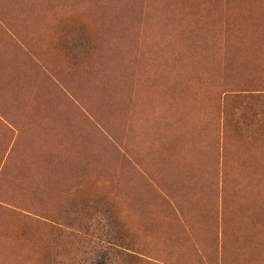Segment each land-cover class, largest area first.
I'll return each instance as SVG.
<instances>
[{
  "label": "trees",
  "instance_id": "obj_1",
  "mask_svg": "<svg viewBox=\"0 0 264 264\" xmlns=\"http://www.w3.org/2000/svg\"><path fill=\"white\" fill-rule=\"evenodd\" d=\"M1 1L6 2L7 0ZM34 1L35 2H33V0H9V5L12 7H8L9 12H11L10 10L16 12L14 14H16L15 17L20 25L27 24L26 22L28 19L32 20L31 23L34 21L36 24H38L37 21L40 23H47L51 20H55V22L60 21L59 24L54 25L55 27L61 26L59 43L63 48L62 50H64L69 58L68 66L70 67V72L74 78L75 76L79 77V102L83 103L86 109L80 106V118L73 116L71 112L76 109V107H72V104H74L73 100L66 96L69 93L66 92L65 89L64 93L66 95L60 93L57 96H53L49 93H37L34 88L37 76L36 66L32 64V68L28 69L27 63L21 58L19 59L16 55L15 57L17 58L12 62H3L4 57L2 56L4 55V52L0 47V52H3L0 53V69L3 74V79L0 80V212L11 211L17 215L23 214L28 218L36 217L39 220L46 222V224L53 230V233L54 231L56 232L53 239L56 247L59 249L69 248V254L65 256L64 264H135L134 261L137 257L132 255H138L139 252L134 250L132 246H128L126 240V224L118 214L119 207L117 204L118 202L120 203V201L118 200L116 193L122 192L125 196L124 186L126 187L127 182L130 180L129 172L127 171L128 163H133V172L139 173L140 166L138 164L141 162V158H138L137 160L133 159L132 162L131 158L128 157V144L126 152L124 149V153H122L118 146L115 147L114 143L108 140L105 131L107 130L114 134L113 130L119 128L116 126L117 124L122 126L121 122L123 120L126 121L128 116L131 118L132 115H129V106L139 107L138 99L140 100V97H137L138 99L137 101L135 100L133 105L131 104L130 99L135 92V87L137 86L136 83L138 81H146L147 86L148 82L150 85L155 83L153 80L148 79L147 75L149 70L154 69L159 72L160 70L162 72H167L168 75H166V73L163 78L169 76L168 79H170L167 81L168 84H173L175 87L179 84L180 86L178 87V90L182 88V84L178 82L173 83L174 80L170 77L168 71L172 68V71H170L173 73L176 70V64L175 62L171 64L172 60H168L165 57L166 55L163 54L164 52L161 47L156 46V44H154V47L152 46L151 53H148L145 47V50L142 51V54H140L135 65L132 67V62L129 59V56L131 55V49L129 46L131 37L135 36L134 25L138 22L144 28L143 32L145 31V34L150 30L152 24L159 32L164 29V27H167V33L171 32L170 37L174 34L175 42L182 43L181 45L184 47L187 46L186 48H188L187 50L189 51L186 52L190 53L195 50H201V46L198 45L202 41L201 39L204 38L203 41H205L208 40L209 37H215L217 35V26L230 28L233 31L226 33V36L231 40V49H236L237 52L241 53L242 58L244 53L249 52L248 55H246V60L250 59L251 63L249 64L257 66L256 68L263 72L264 36L261 35H264L262 32L264 30V0H246L247 3L244 1L245 4L243 0H199L198 2L197 0H189L190 2L184 0V4L183 1L182 3L177 2L178 0H175V3L172 2L174 0H120V2H118L119 0H110V2L109 0H99V2L98 0H90V2L89 0H84L85 4L83 0V3L81 0H71V3L66 0ZM42 1H44L43 4L41 3ZM87 1L88 3H86ZM92 1L93 3L95 2V5L92 4ZM202 1L204 2V5L202 4ZM233 1L236 2L233 3ZM171 2L173 6H176L178 3V6L175 7L176 9L170 5ZM30 3L31 5L32 3L35 5L33 4L30 6ZM97 4L102 8H98L99 11L94 9L97 7ZM234 4L237 6L235 7ZM252 4L253 6H251ZM41 5H43V8ZM104 5L107 6L103 7ZM110 5L113 6L112 12H110L112 7ZM33 6L34 9H32ZM193 6L196 7L193 8ZM204 6L206 10L203 9ZM211 6L215 7L216 10ZM27 7L28 9H26ZM29 7H31V9H29ZM160 7L161 10H159ZM199 7L202 11H200ZM50 8H52V11ZM172 8L174 9L172 10ZM179 8L184 9L181 11ZM70 9H75L79 12V14L74 15L78 24L73 22H63V20L59 18L63 15L61 14L63 10ZM105 9L106 11L104 14L107 12L108 17L110 18L101 14ZM189 9L191 15L186 11ZM210 9H213L212 12ZM219 9L221 10L219 11ZM252 9L254 10L252 11ZM168 10L173 13H170V11L168 13ZM175 10L177 11L174 12ZM96 11L101 12L98 13ZM183 11H185V14ZM204 11L206 12L204 13ZM162 12L164 14H162ZM165 13L169 16L168 18ZM227 13H231L230 17H227L229 16ZM214 14L216 15L214 16ZM233 14L235 15L233 16ZM174 15L180 17L178 18ZM186 15L189 17L187 18ZM192 16L193 18H191ZM213 16L217 19L215 20ZM86 17L89 20H87ZM125 17L127 18L124 19ZM196 17L197 19H194ZM248 18H251L252 20H249ZM79 19H81L80 22L82 24L79 23ZM127 19L128 24L126 22ZM112 21H115L114 24ZM107 23L111 25L109 26L108 24L109 28H105ZM191 23H193L194 26H192ZM156 24H159V26ZM261 24H263L262 27ZM118 25L120 29H117ZM171 25H173V27H171ZM254 25H256V27ZM4 26V20L0 19V27L3 29ZM199 26H206L207 29L204 27V30H202L203 27L200 28ZM196 27H199V29ZM110 30L113 31L111 34ZM124 30H127V32H124ZM240 31H242V34L239 33ZM257 35L258 37L255 39ZM260 36L262 40H260ZM183 37H185V39L191 37V40L187 38L188 43H186L187 39L185 40ZM195 38L196 40H194ZM189 41L191 43H189ZM192 41L194 42V45L192 44ZM120 44H126V47L121 53L117 51L113 54ZM256 45L257 47H255ZM194 48L196 49L194 50ZM254 48L259 49L258 53L260 52L263 58L259 63H256L257 59L252 62ZM23 51L25 52V50ZM60 52L62 51L60 50ZM147 54H149L150 58L146 61ZM176 60L177 59H174V61ZM207 68L208 66L205 67V69ZM143 72L147 75L142 74ZM159 72L157 73L159 74ZM218 72V70H215L212 75H218ZM225 74L229 76H237L233 71ZM159 76H162V74ZM156 78L159 82L158 75H156ZM163 78L158 85H161ZM187 85L188 84H185V86ZM257 92L258 91L233 94V98L238 102V105L233 109L232 117L239 119V123L247 119L254 121L260 120V114L250 109L251 105L258 104L261 102L260 99L264 97L263 94ZM138 95L142 96L143 103L146 102L145 104H149L144 98V93H139L138 91L136 96ZM83 99L84 102H82ZM1 100L5 101V103ZM246 104L247 110L245 109ZM28 105L30 106V111H27ZM63 105L66 106L64 107ZM7 106H15L19 108L20 111L17 114L19 119L32 117V120L36 122L37 131L40 133L39 142L33 144V141L30 140L31 137H29V139L27 138V133L30 134V130H26V132L28 131L27 133L21 129H18L17 132L13 131L11 127L14 126L10 121H12L11 117H13L16 112L14 110L4 109ZM35 111H37V114H34ZM91 113H93V116ZM166 117L174 120L173 115H167ZM226 117L228 119V112H226ZM86 118L92 120V127H88L83 121V119ZM79 119H81V123ZM101 123L103 125H101ZM2 130L5 132V135L2 133ZM15 134L17 135L15 136ZM105 143H112V148H107V144ZM127 143H129V141ZM142 145L143 141L137 137L134 149L137 148L141 150L143 147ZM33 146H37L35 151H33ZM104 148L111 151V157H109ZM219 148L224 149V144L222 145L220 143ZM48 152H54V156L48 154ZM116 153L121 155H117ZM39 155H41V157H38ZM124 161L126 162V165L121 166V172L114 173L117 169H112L111 167L114 164H120V162ZM258 175L259 176L256 177V183H254L256 185L264 182V171ZM134 176L140 177V173L135 174ZM131 183L132 187L130 190L127 188L128 196L131 197V200L134 198L133 201H136L140 186L138 185V181L133 177ZM210 183L211 181H208V188ZM200 187L203 189L205 185L201 184ZM251 187L252 186L248 189L250 193H245L242 200L246 198V203L244 202L243 205H246V209L249 211L252 210V214L250 217H247L246 222L235 221L237 228L232 225L231 221L234 219L235 215L231 214V216L228 217L229 204L232 206L229 213L241 208L236 200L232 199V202H228L227 199L226 205L223 206L222 211L219 204L216 205L213 203L214 212L216 208L215 213L220 219L216 221L214 224L215 229L212 230V241L214 246H212L211 253L207 257L205 255L202 256L203 264H230L227 256L230 252H235L236 255V251L239 248L238 240L243 242L246 246V249L249 251V257L251 256L254 262L255 259L261 257L264 258L262 255L264 249H260V246H263L264 244V198L262 202L257 200V203L259 204L250 208L255 201L253 197L254 195L251 193ZM205 192H207V189ZM260 192L264 196L263 186ZM212 195L213 199L215 197L218 198L219 192ZM22 203L25 205V208L21 206L23 205ZM196 208H198V206L195 207V210ZM2 224L3 220L2 223L0 222V234L4 233ZM243 229H246V231L241 237L240 233ZM257 235H259V237L263 236L262 239H258ZM46 239L48 241V238ZM253 239H255V241ZM51 244H54L53 241ZM255 246H257V248ZM10 247L0 244V253L5 255L6 253H9L7 256L4 255L5 258H7L5 259L7 263L3 262L0 264H16V261L20 260V254L28 258L29 264H43L41 259L43 250L41 251L37 247L32 248L29 245L24 246L18 243L15 247L19 249V252L13 257L12 255L15 254L13 252L16 249L12 250ZM7 249L8 252L3 253L4 251H7ZM9 249L12 252L9 251ZM229 258L232 260L234 257L230 256ZM9 259L11 261H9ZM172 259V262L169 264L174 263V256H172ZM53 264H61V262L54 261Z\"/></svg>",
  "mask_w": 264,
  "mask_h": 264
},
{
  "label": "rangeland",
  "instance_id": "obj_2",
  "mask_svg": "<svg viewBox=\"0 0 264 264\" xmlns=\"http://www.w3.org/2000/svg\"><path fill=\"white\" fill-rule=\"evenodd\" d=\"M8 7L12 8L9 5V0L6 2L0 0V19H3L5 24L3 29L0 27V47L4 52L0 53L4 54L2 56L4 57L3 62H12L18 57L27 63L28 69H31L32 64H34L37 72L34 84L35 91L57 96L60 93L64 95L65 89L69 93L65 95L73 100L74 104H72V107H76L71 113L73 116L80 118L79 107L86 108L83 103L79 102V77L75 76L74 78L70 72V67L68 66L69 58L59 43L61 26L55 27L54 25L59 24L60 21L55 22V20H52L47 23L37 21L38 24H36L34 21L31 23L32 20L28 19L30 20L26 22L28 25H20L15 17L16 14H14L16 12L12 10L9 12ZM61 14L63 15L59 18L63 22L78 24L77 19L74 18V15L79 14L77 10H63ZM86 19L89 20L87 17ZM80 21L81 19H79V23H81ZM134 27L135 36L131 37L129 46L131 49L129 59L132 62V67L140 54H142V51L145 50V47L146 51L151 53L152 46L154 47V44H156V46L161 47L163 54L166 55L165 57L168 60H172L171 64L173 62L175 64L176 62L177 64L179 63L173 73L171 71L168 72L171 73L170 77L174 81L182 84V88L176 90L180 86L179 84L175 87L173 84L167 85V82L165 83L168 78L163 77H165L164 74L167 72L163 73L160 70L159 74H154L157 70H149L153 74L151 75L148 71L150 74L147 75L148 79L150 78L149 80H153L155 83L150 85L148 82L147 86L143 80L144 83L138 81L135 92L130 99L133 105L135 100L137 101V97H140V100L138 99L139 107L129 106L131 118L128 116L126 121L123 120L121 122L122 126L117 124L116 126L119 127V130H113L114 134L107 130L105 131L108 140L113 142L115 147L118 146L122 153H124V149L126 152L128 144V157L131 158L132 162L133 159L137 160L138 158H141L142 162V170L141 162L138 164L140 166V177L134 176L139 173L133 172V163H128L127 171L129 172L130 180L127 182V186H124L125 196L122 192L116 193L120 201L117 204L119 207L118 214L126 224L128 246H132L134 250L139 252L138 255L131 254L137 257L134 261L135 264H169L173 260L172 256H174L173 264H203L202 256L205 255L207 257L211 253L212 246H214L212 230L215 229L214 224L216 221L220 219L215 213L216 208L214 212V204H219L222 211L227 199L228 202H232V199L236 200L241 208L229 213L232 207L229 204L228 217L231 214L235 215L231 221L232 225L237 228L235 221L246 222L247 217L252 214V210L249 211L246 209V205H243L244 202L246 203V198L242 200L245 193H250L248 190L250 186H252L251 193L255 199L250 208L259 204L257 200L262 202L264 198L260 192L262 186L264 187V182L259 183L260 185L254 184L256 183V177L259 176L258 174L264 171V97L260 99L261 102L250 107L251 110L260 114L259 121L247 119L239 123V119L232 117V111L238 105V102L233 98L234 93L258 91L257 93L264 95V71L262 72L256 68L257 66L249 64L251 60H246V55L249 52L244 53L242 58L241 53L237 52L236 49H231V40L226 36V33L233 31L230 28L217 26V35L215 37H209L208 40H205V45L202 43L203 47L201 46V50L189 53L186 52L188 48L175 42L174 34L170 37L171 32L167 33V27H164L159 32L151 25L146 36L143 35L144 32L142 30L144 28L138 22H136ZM125 47L126 44H120L113 54L117 51L121 53ZM182 47L186 49L183 48V50ZM206 48L207 50H205ZM252 55V62L256 59V63L263 60L261 53H258L256 48L253 49ZM149 58V54H147L146 61ZM172 58L179 59L174 61ZM206 66H208L207 69H205ZM210 67L213 71L218 70V75H212L213 72ZM232 71L237 76L225 74ZM1 72L0 69V80L3 79ZM176 73L179 75H176ZM160 74L162 76H159ZM156 75H158L159 82ZM162 78L161 86L158 83H160ZM185 84L188 85L185 86ZM157 86L158 90H156ZM171 86L173 87L171 88ZM162 88L163 90H160ZM173 88L175 89L173 90ZM165 90L166 94H164ZM138 91L140 93L146 92L144 93L145 99L149 104L151 103V106L142 103L141 95L136 96ZM167 93L168 96H166ZM172 94L176 95L173 96ZM157 95L159 98H156ZM84 99L82 102H84ZM168 99L173 104H169ZM163 100L165 101L162 102ZM1 101L5 103V101ZM173 105L174 107H172ZM15 106L4 108L16 112L11 117L12 121L10 122L14 126L11 128L14 132H17L18 129L24 132L30 130V134L27 133L28 131L26 132L27 138L31 137L30 140L33 141V144L39 142L40 133L37 131L36 122L32 120V117L19 119L17 114L20 110ZM63 106L65 107L66 105ZM141 108L142 110L139 111ZM245 109L247 110V104ZM27 111H30L29 105L27 106ZM226 112H228V119ZM34 114H37V111ZM138 114L140 117H138ZM91 115L93 116V113ZM141 115L145 117L143 118ZM167 115H173L174 120L166 117ZM134 118L136 119L135 121ZM79 121L81 123V119ZM83 121L88 127H92L93 122L90 118L83 119ZM134 123H136L135 126ZM156 123L159 124L157 125ZM151 124L154 125V131H152L153 125ZM101 125L103 124L101 123ZM147 127L148 133L146 132ZM142 131L146 133L143 134ZM151 131L157 135L153 133V136ZM2 133L5 135L3 130ZM147 134L151 135L148 136ZM172 134L173 137H171ZM144 135L146 137L152 136L150 137L151 139L148 138L151 142L148 139L146 140ZM137 137L143 141L141 150L134 149ZM127 140L129 143H127ZM182 140L183 142H181ZM157 141H159L158 144ZM162 143H165V145ZM220 143L224 144V149L219 148ZM105 144H107V148H112V143ZM172 144L174 145L172 146ZM156 145L161 151L157 150ZM161 147L162 149L164 148L163 151ZM36 149L37 146H33V151ZM108 150L106 149L105 151L111 157V151ZM162 152H164L163 156L161 155ZM48 154L54 156V152H48ZM38 157H41V155ZM176 161L178 162L176 163ZM125 163L124 161L120 162V164H114L111 168L117 169L114 173H120L121 166L126 165ZM132 177L138 181L140 186L136 201H133L134 198L131 200L127 192V188L130 190L132 187ZM208 181H211L209 188L207 187ZM201 184L205 185L203 189L200 187ZM206 189L207 192H205ZM217 192H219L218 198L215 197L213 199L212 194ZM23 205L21 206L25 208V205ZM196 206L198 208L195 210ZM2 220L4 233L0 234V244L12 245L13 249H16L14 251L15 255L19 252L15 245L19 243L43 250L41 258L43 264H53L54 261H60L61 264H64L65 256L69 254V248L59 249L56 247L53 240L56 232L54 231L53 233V230L46 222L36 217L28 218L23 214L17 215L11 211L0 212L1 223ZM245 231L246 229L241 231V237L242 234H245ZM46 238H48V241ZM52 241L54 244H51ZM238 242L239 248L236 251V255L235 252H230L227 256L228 262L230 264H253L254 260L251 256L249 257V251L246 246L240 240ZM263 248L264 245L260 246V249ZM230 256L234 258L230 260ZM258 263L264 264V258L255 259L254 264ZM16 264H29V260L20 254V260H17Z\"/></svg>",
  "mask_w": 264,
  "mask_h": 264
},
{
  "label": "bare ground",
  "instance_id": "obj_3",
  "mask_svg": "<svg viewBox=\"0 0 264 264\" xmlns=\"http://www.w3.org/2000/svg\"><path fill=\"white\" fill-rule=\"evenodd\" d=\"M31 1H32V0H31ZM60 1H62V0H60ZM66 1H70V3H71V0H66ZM73 1H74V0H73ZM77 1H79V0H77ZM77 1H76V2H77ZM85 1H86V0H85ZM85 1L83 0L84 4H85ZM94 1H96V0H94ZM101 1H102V0H101ZM101 1H100V2H101ZM170 1H171V0H170ZM182 1H183V4H184V0H181V1L178 0L177 2L182 3ZM188 1H189V0H188ZM193 1H194V0H193ZM198 1H199V0H197V2H198ZM205 1H206V0H205ZM240 1H241V0H240ZM244 1L246 2V0H243V2H244ZM25 2H26V1H25ZM33 2H35V1L33 0ZM43 2H44V1H42L41 3L43 4ZM45 2H46V1H45ZM81 2H82V0H81ZM83 2H82V3H83ZM89 2H90V0H89ZM98 2H99V0H98ZM109 2H110V0H109ZM113 2H114V1H113ZM118 2H120V0H119ZM121 2H122V1H121ZM172 2L175 3L176 1L174 0V1H172ZM172 2H171L170 5H172ZM189 2H190V1H189ZM191 2H192V1H191ZM200 2H201V1H200ZM202 2H203V1H202ZM210 2H211V1H210ZM229 2H230V1H229ZM235 2H236V1H235ZM235 2L233 1V3H235ZM245 2H244V4H245ZM50 3H51V2H50ZM65 3H66V2H65ZM86 3H88V1H87ZM96 3H97V2H96ZM103 3H104V2H103ZM161 3H162V2H161ZM161 3H160V4H161ZM167 3H168V1H167ZM180 3H179V5L181 6ZM186 3H187V2H186ZM213 3H214V2H213ZM240 3H241V2H240ZM246 3H247V2H246ZM33 4H34V3H32V5H33ZM73 4H74V2H73ZM92 4L95 5V2L93 3V1H92ZM105 4H106V3H105ZM112 4H113V3H112ZM115 4H116V3H115ZM119 4H120V3H119ZM119 4H118V5H119ZM129 4H130V3H129ZM129 4H128V6H129ZM132 4H133V3H132ZM138 4H139V3H138ZM160 4H157V5H160ZM165 4H166V3H165ZM190 4H191V3H190ZM194 4H195V2H194ZM200 4H201V3H200ZM200 4H199V5H200ZM202 4L204 5V2H203ZM218 4H220V3H218ZM228 4H229V3H228ZM32 5H31V3H30V6H32ZM34 5H35V4H34ZM38 5H39V4H38ZM38 5H37V6H38ZM44 5H46V4H44ZM47 5H48V4H47ZM94 5H93V6H94ZM161 5H162V4H161ZM168 5H169V4H168ZM170 5H169V6H170ZM185 5H186V4H185ZM188 5H189V4H188ZM188 5H187V6H188ZM208 5H209V4H208ZM211 5H212V4H211ZM220 5H221V4H220ZM234 5H235V7L237 6L236 4H234ZM248 5H249V4H248ZM248 5H247V6H248ZM41 6H42V8H43V5H41ZM41 6H40V7H41ZM49 6H50V5H49ZM78 6H79V5H78ZM98 6H99V7H98ZM101 6H102V5H101ZM105 6H107V5H104L103 7H105ZM110 6H112V5H110ZM134 6H135V5H134ZM134 6H133V7H134ZM139 6H140V5H139ZM163 6H164V5H163ZM163 6H162V9H163ZM165 6H167V5H165ZM176 6H178V3L176 4ZM176 6H173V5H172V7H174V8H175ZM214 6H215V5H214ZM230 6H231V4H230ZM251 6H253V4H252ZM51 7H52V6H51ZM95 7H96V6H95ZM125 7H126V6H125ZM130 7H131V6H130ZM182 7H183V6H182ZM195 7H196V6H193V8H195ZM201 7H202V5H201ZM207 7H208V6H207ZM211 7H212V6H211ZM216 7H217V6H216ZM218 7H219V5H218ZM221 7H222V6H221ZM228 7H229V6H228ZM228 7H227V8H228ZM231 7H232V6H231ZM235 7H234V8H235ZM24 8H25V7H24ZM35 8H36V7H35ZM52 8H53V7H52ZM52 8H50L51 11H52ZM98 8L100 9L101 7H100V5L97 4V7L94 8V9H95V10H98ZM107 8H109V7H107ZM112 8H113V6L111 7L110 12L113 11ZM158 8H159V7H158ZM168 8H170V7H168ZM174 8H172V10H173ZM193 8H192V9H193ZM212 8H215V7H212ZM229 8H230V7H229ZM26 9H28V7H27ZM29 9H31V7H29ZM32 9H34V6H33ZM45 9H46V8H45ZM101 9H102V8H101ZM128 9H129V8H128ZM131 9H132V8H131ZM164 9H166V8H164ZM175 9H176V8H175ZM179 9H181V11H182V9H184V8H179ZM199 9H200V7H199ZM203 9L206 10L205 6L203 7ZM248 9H249V7H248ZM159 10H161V7H160ZM177 10H178V9H177ZM177 10H175L174 12H176ZM212 10H213V9H212ZM212 10L210 9L211 12H212ZM215 10H216V8H215ZM220 10H221V9H219V11H220ZM224 10H225V9H224ZM227 10H228V9H227ZM250 10H251V9H250ZM253 10H254V9H252V11H253ZM45 11H46V10H45ZM47 11H48V10H47ZM98 11H99V10H98ZM98 11H96V12H98ZM101 11H102V10H101ZM101 11H100V12H101ZM103 11L105 12L106 9L103 10ZM108 11H109V10H108ZM130 11H132V10H130ZM136 11H137V10H136ZM165 11H166V10H165ZM165 11H164V12H165ZM169 11H170V10H168V13H169ZM186 11H188V12L190 13V15H191L190 9H189V10H186ZM197 11H198V10H197ZM197 11H196V12H197ZM200 11H202V10L200 9ZM229 11H230V9H229ZM229 11H228V12H229ZM234 11H235V10H234ZM257 11H258V9H257ZM57 12H58V11H57ZM57 12H56V13H57ZM93 12H94V11H93ZM100 12H98V13H100ZM104 12H101V14H104ZM114 12H115V11H114ZM137 12H138V11H137ZM183 12H184V14H185V11H183ZM183 12H182V13H183ZM188 12H186V13H188ZM205 12H206V11H204V13H205ZM207 12H208V11H207ZM215 12H218V11H215ZM215 12H213V13H215ZM250 12H251V11H250ZM48 13H49V11H48ZM53 13H54V12H53ZM160 13H161V12H160ZM170 13H173V12L170 11ZM224 13H225V12H224ZM263 13H264V12H263ZM263 13H262V14H263ZM96 14H97V13H96ZM96 14H94V15H96ZM110 14H111V13H110ZM120 14H121V13H120ZM135 14H136V13H135ZM135 14H134V15H135ZM162 14H164V13L162 12ZM177 14L179 15L178 12H177ZM202 14H203V13H202ZM208 14H209V13H208ZM210 14H212V13H210ZM218 14H220V13H218ZM221 14H222V12H221ZM228 14H229V13H227V15H228ZM230 14H231V13H230ZM230 14H229V16H227V17H230ZM236 14H237V13H236ZM98 15H100V14H98ZM104 15L108 17L107 12H106ZM165 15H166V13H165ZM168 15H169V14H168ZM180 15H181V13H180ZM192 15H193V14H192ZM215 15H216V14H214V16H215ZM234 15H235V14H233V16H234ZM34 16H35V15H34ZM110 16H111V15H110ZM120 16H122V15H120ZM120 16H119V17H120ZM166 16H167V15H166ZM166 16H165V17H166ZM174 16H177V15H174ZM186 16H187V18L189 17L188 15H186ZM214 16H213V17H214ZM219 16H220V15H219ZM233 16H232V17H233ZM256 16H257V15H256ZM258 16H259V14H258ZM263 16H264V15H263ZM35 17H36V16H35ZM35 17H34V18H35ZM48 17H49V14H48ZM51 17H52V15H51ZM119 17H117V18H119ZM130 17H131V16H130ZM162 17H163V16H162ZM168 17H169V16H167V18H168ZM177 17L179 18L180 16H177ZM177 17H175V18H177ZM204 17H205V16H204ZM209 17H212V16H209ZM209 17H208V18H209ZM53 18H54V17H53ZM95 18H97V17H95ZM98 18H99V17H98ZM103 18H106V17H103ZM108 18H110V17H108ZM126 18H127V17H125L124 19H126ZM132 18H133V17H132ZM135 18H136V17H135ZM157 18H158V17H157ZM159 18H161V17H159ZM171 18H173V17H171ZM187 18H186V19H187ZM191 18H193V16H192ZM214 18H215V17H214ZM224 18H225V16H224ZM259 18H260V16H259ZM99 19H100V18H99ZM182 19H183V18H182ZM194 19H197V17L194 18ZM206 19H207V17H206ZM216 19H217V18H215V20H216ZM218 19H220V18H218ZM248 19H249V18H248ZM250 19H251V18H250ZM250 19H249V20H250ZM100 20H101V19H100ZM133 20H134V19H133ZM161 20H162V19H161ZM166 20H167V19H166ZM166 20H165V21H166ZM210 20H211V19H210ZM249 20H248V21H249ZM251 20H252V19H251ZM257 20H258V19H257ZM51 21H52V20H51ZM105 21H106V19H105ZM124 21H125V20H124ZM127 21H128V19L126 20V22H127ZM165 21H164V22H165ZM173 21H174V19H173ZM178 21H179V19H178ZM188 21H189V20H188ZM218 21H219V20H218ZM224 21H225V20H224ZM228 21H229V20H228ZM112 22H113V24H114L115 21H112ZM174 22H175V21H174ZM190 22H191V21H190ZM190 22H189V23H190ZM192 22H193V20H192ZM201 22H202V20H201ZM207 22H208V21H207ZM103 23H104V21H103ZM116 23H117V22H116ZM116 23H115V24H116ZM160 23H161V22H160ZM178 23H179V22H178ZM178 23H177V25H178ZM186 23H187V22H186ZM197 23H198V22H197ZM199 23H200V21H199ZM255 23H259V22H255ZM108 24H109V23H107V25H106L105 28L108 27ZM123 24H124V22H123ZM127 24H128V22H127ZM127 24H126V26H127ZM130 24H131V23H130ZM172 24H173V23H172ZM191 24H192V26H194L193 23H191ZM195 24H196V21H195ZM202 24H203V23H202ZM202 24H201V25H202ZM248 24H249V22H248ZM263 24H264V23H263ZM263 24H261V27H262ZM104 25H105V24H104ZM116 25H117V24H116ZM116 25H115V26H116ZM119 25H120V24H119ZM119 25H118V28H117V29H120ZM121 25H122V22H121ZM146 25H147V23H146ZM156 25L159 26V24H156ZM156 25H155V26H156ZM169 25H170V23H169ZM188 25H189V24H188ZM188 25H187V26H188ZM205 25H206V24H205ZM241 25H242V24H241ZM258 25H260V24H258ZM109 26H111V25L109 24ZM131 26H132V25H131ZM134 26H135V25H134ZM152 26H153V24H152ZM179 26H180V25H179ZM184 26H185V23H184ZM192 26H191V27H192ZM238 26H239V25H238ZM251 26H252V25H251ZM254 26L256 27V25H254ZM102 27H103V25H102ZM171 27H173V25H171ZM191 27H190V28H191ZM199 27H200V26H199ZM199 27H198V28L196 27V28L199 29ZM201 27H203V26H201ZM201 27H200V28H201ZM204 27L206 28V26H204ZM204 27H203L202 30H204ZM257 27H259V26H257ZM261 27H260V28H261ZM263 27H264V26H263ZM108 28H109V27H108ZM112 28H114V27H112ZM127 28H128V27H127ZM148 28H149V26H148ZM154 28H155V27H154ZM180 28H181V26H180ZM207 28H208V25H207ZM207 28H206V29H207ZM250 28H251V27H250ZM158 29H159V27H158ZM178 29H179V28H178ZM178 29H177V30H178ZM255 29H256V28H255ZM114 30H115V29H114ZM121 30H122V28H121ZM156 30H157V29H156ZM209 30H211V29H209ZM238 30H239V29H238ZM241 30H243V29H241ZM104 31H105V30H104ZM107 31H108V29H107ZM115 31H117V30H115ZM142 31H143V30H142ZM148 31H149V30H148ZM191 31H192V30H191ZM199 31H201V30H199ZM206 31H207V30H206ZM254 31H256V30H254ZM111 32H113V31L110 30V34H111ZM117 32H118V31H117ZM119 32H122V31H119ZM124 32H127V30H126V31L124 30ZM144 32H145V31H144ZM146 32H147V31H146ZM181 32H182V31H181ZM185 32H186V31H185ZM201 32H202V31H201ZM241 32H242V31H240L239 33H241ZM262 32L264 33V30H263ZM108 33H109V32H108ZM108 33H107V34H108ZM182 33H183V32H182ZM197 33H198V32H197ZM113 34H115V33H113ZM116 34H117V33H116ZM131 34H132V33H131ZM184 34H186V33H184ZM192 34H193V33H192ZM195 34H196V33H195ZM205 34H206V32H205ZM205 34H204V35H205ZM235 34H236V33H235ZM241 34H242V33H241ZM246 34H247V32H246ZM254 34H255V33H254ZM143 35L146 36L145 33H144ZM148 35H149V33H148ZM196 35H197V34H196ZM202 35H203V34H202ZM249 35H250V31H249ZM259 35H261V34H259ZM191 36H193V35H191ZM200 36H201V34H200ZM234 36H235V35H234ZM238 36H239V35H238ZM238 36H237V37H238ZM243 36H244V35H243ZM261 36H264V35H261ZM261 36H260V38H261ZM185 37H186V36H185ZM185 37H183V38L185 39ZM198 37H199V36H198ZM198 37H196V38H198ZM203 37H204V36H203ZM248 37H249V36H248ZM248 37H247V38H248ZM251 37H252V35H251ZM257 37H258V35L256 36L255 39H257ZM178 38H179V37H178ZM183 38H182V39H183ZM187 38H189V37H187ZM187 38H186V39H187ZM190 38H191V37H190ZM190 38H189V39H190ZM192 38H193V37H192ZM196 38H195L194 40H196ZM200 38H201V37H200ZM260 38H259V39H260ZM186 39H185V40H186ZM203 39H204V38H203ZM203 39H201V40L203 41ZM263 39H264V38H263ZM190 40H191V39H190ZM198 40H200V39H198ZM260 40H262V38H261ZM202 41L200 42V44L202 43ZM246 41H247V40H246ZM263 41H264V40H263ZM183 43H184V41H183ZM186 43H188V39H187V42H186ZM189 43H191V42L189 41ZM193 43H194V42L192 41V44H193ZM204 43H205V42L203 41V44H204ZM177 44H178V43H177ZM181 44H182V43H181ZM200 44H198V45H199V46H202V44H201V45H200ZM207 44H208V43H207ZM190 45H191V44H190ZM193 45H194V44H193ZM204 45H205V44H204ZM180 46H181V45H180ZM199 46H197V47H199ZM237 46H238V45H237ZM186 47H187V46H186ZM202 47H203V46H202ZM243 47H244V46H243ZM255 47H257V45H256ZM179 48H181V47H179ZM183 48H184V47H182V49H183ZM190 48H192V47H190ZM239 48H240V47H239ZM259 48H262V47H259ZM184 49H186V48H184ZM184 49H183V50H184ZM195 49H196V48H194V50H195ZM198 49H199V48H198ZM250 49H251V48H250ZM256 49H257V48H256ZM178 50H179V49H178ZM205 50H207V48H206ZM257 50H259V49H257ZM260 50H261V49H260ZM186 51H189V50H186ZM195 51H196V50H195ZM202 51H204V50H202ZM244 51H245V50H244ZM196 52H197V51H196ZM256 52H257V51H256ZM263 52H264V51H263ZM189 53H190V52H189ZM202 53H203V52H202ZM207 53H208V52H207ZM236 53H237V52H236ZM255 54H256V53H255ZM235 55H236V54H235ZM175 56H176V55H175ZM201 56H202V55H201ZM203 56H204V55H203ZM230 56H231V55H230ZM232 57H233V55H232ZM234 57H236V56H234ZM179 58H180V57H179ZM179 58H177V59H179ZM237 58H238V57H237ZM180 60H181V59H180ZM176 61H177V60H176ZM236 61H237V60H236ZM170 62H171V61H170ZM180 62H181V61H180ZM183 62H184V61H183ZM172 64H173V63H172ZM178 64H179V63H178ZM178 64H177V62H176V65H178ZM183 64H184V63H183ZM232 64H233V63H232ZM232 64H231V65H232ZM240 64H241V63H240ZM240 64H239V65H240ZM165 65H166V63H165ZM165 65H164V66H165ZM169 65H170V63H169ZM233 65H234V64H233ZM165 67H166V66H165ZM175 67H176V66H175ZM231 67H232V66H231ZM161 68H162V67H161ZM161 68H160V69H161ZM167 68H169V67H167ZM237 68H238V67H237ZM237 68H236V69H237ZM246 68H247V67H246ZM210 69H212V68L210 67ZM210 69H209V70H210ZM232 69L234 70V68H232ZM251 69H252V68H251ZM170 70L172 71V68H170ZM170 70H169V71H170ZM167 71H168V69H167ZM177 71H178V70H177ZM234 71H235V70H234ZM146 72H147V71H146ZM157 72H158V71H157ZM157 72H154V74H157ZM186 72H187V70H186ZM212 72H215V71H213V69H212ZM159 73H160V72H159ZM163 73H164V72H163ZM180 73H181V72H180ZM142 74H144V72H143ZM145 74H146V73H145ZM145 74H144V75H145ZM150 74H151V72H150ZM150 74L148 73V75H150ZM152 74H153V73H152ZM152 74H151V75H152ZM169 74H171V73H169ZM177 74H178V73H176V75H177ZM181 74H182V73H181ZM146 75H147V74H146ZM166 75H168V73H167ZM173 75H174V74H173ZM176 75H175V76H176ZM178 75H179V74H178ZM164 76H165V74H164ZM130 77H131V76H130ZM168 77H169V76H168ZM168 77H167V78H168ZM180 77H181V76H180ZM145 79H147V78H145ZM149 79H150V78H149ZM169 79H170V78H169ZM169 79H168V80H169ZM168 80H166L165 83H166ZM142 82H143V81H142ZM144 82H145V85H147L146 81H144ZM144 82H143V83H144ZM175 82H176V81H174L173 83H175ZM177 82H178V81H177ZM177 82H176V83H177ZM178 83H179V82H178ZM145 85H144V86H145ZM164 85H165V84H164ZM167 85H168V82H167ZM176 85H177V84H176ZM144 86H143V87H144ZM161 86H162V85H161ZM174 86H175V85H174ZM140 87H141V86H140ZM172 87H173V86H171V88H172ZM156 88H157L156 90H158V86H157ZM163 88H164V87H163ZM163 88L160 89V90H163ZM169 88H170V87H169ZM171 88H170V89H171ZM184 88H185V86H184ZM143 89L145 90V88H143ZM165 89H166V86H165ZM170 89H169V91H170ZM174 89H175V88H173V90H174ZM140 90H142V89H140ZM173 90H172V92H173ZM176 90H178V88H177ZM157 92H158V91H157ZM174 92H175V91H174ZM177 92H178V91H177ZM139 93H140V91H139ZM144 93H146V92H144ZM160 93H162V92H160ZM160 93H159V94H160ZM163 93H164V92H163ZM168 93H169V92H168ZM168 93H167L166 96H168ZM164 94H166V90H165V93H164ZM153 95H154V94H153ZM172 95H173V94H172ZM172 95H171V96H172ZM174 95H176V94H174ZM174 95H173V96H174ZM141 97H142V96H141ZM149 97H150V96H149ZM151 97H152V95H151ZM161 97H162V96H161ZM144 98H146V97H144ZM153 98H154V97H153ZM156 98H159V96L157 95ZM183 98H184V97H183ZM162 99H164V98L162 97ZM165 99H166V97H165ZM188 99H189V98H188ZM151 100H152V99H151ZM159 100H161V99H159ZM168 100H169V99H168ZM171 100H172V97H171ZM185 100H186V99H185ZM144 101H145V99H144ZM155 101H157V100H155ZM164 101H165V100H163L162 102H164ZM173 101H174V100H173ZM176 101H177V99H176ZM149 102H150V99H149ZM169 102H170L169 104H173L172 101L169 100ZM171 102H172V103H171ZM181 102H182V101H181ZM142 103H143V101H142ZM145 103H146V102H145ZM156 103H157V102H156ZM167 103H168V102H167ZM176 103H177V102H176ZM179 103H180V102H179ZM150 104H151V103H150ZM150 104H149V105H150ZM157 104H158V103H157ZM169 104H168V105H169ZM165 105H167V104H165ZM168 105H167V106H168ZM150 106H151V105H150ZM162 106H163V105H162ZM167 106H166V107H167ZM176 106H177V105H176ZM176 106H175V107H176ZM182 106H183V105H182ZM140 107H141V106H140ZM169 107H170V106H169ZM172 107H174V105H173ZM145 108H146V107H145ZM158 108H159V107H158ZM182 109H184V108H182ZM141 110H142V108H141L139 111H141ZM144 110L146 111V109H144ZM144 110H143V112H144ZM163 110H164V109H163ZM163 110H162V112H164ZM167 111H168V110H167ZM170 111H171V110H170ZM180 111H181V109H180ZM186 111H187V110H186ZM181 112H182V111H181ZM138 113H139V112H138ZM173 113H174V112H173ZM182 113H183V112H182ZM140 114H141V113H140ZM142 114H143V113H142ZM144 114H145V112H144ZM162 114H163V113H162ZM165 114H166V113H165ZM178 114H179V113H178ZM180 114H181V113H180ZM141 116H142L143 118L145 117V116H143V115H141ZM161 116H162V115H161ZM134 117H135V116H134ZM138 117H140L139 114H138ZM135 118H136V117H135ZM135 118H134V121L136 120ZM137 119H138V118H137ZM140 119H141V118H140ZM140 119H139V120H140ZM158 119H159V117H158ZM139 120H138V121H139ZM161 120H162V119H161ZM138 121H136V122H138ZM141 121L143 122L142 119H141ZM153 121H154V120H153ZM138 123H139V122H138ZM162 123H163V121H162ZM168 123H170V122H168ZM172 123H173V122H172ZM172 123H171V124H172ZM135 124H136V123H134V126H135ZM139 124H140V123H139ZM139 124H137V125H139ZM153 124H154V123H153ZM153 124H151V125H153ZM156 124H157V123H156ZM158 124H159V123H158ZM158 124H157V125H158ZM163 124H164V123H163ZM137 125H136V126H137ZM140 125H141V124H140ZM140 125H139V126H140ZM141 126H142V125H141ZM155 126H156V125H155ZM165 126H166V125H165ZM168 126H169V125H168ZM173 127H174V126H173ZM173 127H172V128H173ZM141 128L143 129V127H141ZM153 128H154V125H153V127H152V131H154ZM168 128H169V127H168ZM142 129H141V130H142ZM173 129H174V128H173ZM143 130H144V129H143ZM167 130H168V129H167ZM148 131H149V130H148V127H147V131H146V132L148 133ZM152 131H151V133H152ZM162 131H163V129H162ZM168 131H169V130H168ZM173 131H174V130H173ZM173 131H172V132H173ZM146 132H145V133H146ZM156 132H157V131H156ZM142 133H143V131H142ZM145 133H143V134H145ZM153 133L156 134L155 132H153ZM153 133H152V134H153ZM161 133H162V132H161ZM180 133H181V132H180ZM154 134H153V136H154ZM162 134H163V133H162ZM182 134H186V133H182ZM147 135L149 136V135H151V134H147ZM156 135H157V134H156ZM159 135H160V134H159ZM176 135H177V134H176ZM179 135H181V134H179ZM144 136L146 137V135H144ZM144 136H143V137H144ZM148 136L146 137V140H147L148 138L152 137V136H150V137H148ZM145 137H144V138H145ZM159 137H160V136H159ZM171 137H173V134L171 135ZM181 137H182V136H181ZM184 137H185V136H184ZM153 138H154V137H153ZM161 138H162V136H161ZM174 138H175V137H174ZM174 138H173V139H174ZM150 139H151V138H150ZM150 139H148L149 142H151ZM165 139H166V138H165ZM173 139H172V142H173ZM178 139H179V138H178ZM189 139H190V137H189ZM160 140H161V139H160ZM175 140H176V139H175ZM180 140H181V139H180ZM193 140H194V139H193ZM162 141H163V140H162ZM162 141H161V142H162ZM168 141H169V140H168ZM170 141H171V140H170ZM158 142H159V141H157V144H158ZM163 142H164V141H163ZM181 142H183V140H182ZM165 143H166V142H165ZM165 143H164V144L162 143V144L165 145ZM159 144H160V143H159ZM183 144H184V143H183ZM186 144H187V143H186ZM186 144H185V145H186ZM191 144H192V143H191ZM173 145H174V144H172V146H173ZM187 145H188V144H187ZM158 146H159V145H158ZM183 146H184V145H183ZM170 147H171V146H170ZM156 148H157V145H156ZM184 148H185V147H184ZM161 149H162V147H161ZM163 149H164V148H163ZM163 149H162V151H163ZM166 149H167V148H166ZM172 149H173V148H172ZM182 149H183V148H182ZM188 149H189V148H188ZM190 149H191V148H190ZM154 150H155V148H154ZM157 150H160V148H157ZM174 150H175V149H174ZM186 150H187V149H186ZM186 150H185V151H186ZM160 151H161V150H160ZM160 151H159V153H160ZM169 152H170V151H169ZM189 152H190V151H189ZM159 153H158V154H159ZM163 153H164V152H162L161 155H162ZM185 153H186V152H185ZM158 154H157V156H158ZM181 154H182V153H181ZM187 154H188V153H187ZM176 155H177V154H176ZM162 156H163V155H162ZM158 158H159V157H158ZM170 159H171V158H170ZM170 159H169V160H170ZM176 159H177V158H176ZM188 159H189V158H188ZM199 159H200V158H199ZM158 160H159V159H158ZM170 161H171V160H170ZM193 161H194V160H193ZM200 161H202V160H200ZM177 162H178V161H176V163H177ZM157 163H158V162H157ZM202 163H203V162H202ZM205 164H206V163H205ZM172 165H173V164H172ZM190 167H191V166H190ZM188 168H189V167H188ZM78 169H79V168H78ZM249 169H250V168H249ZM91 171H92V170H91ZM259 171H260V170H259ZM78 172H79V171H78ZM76 173H77V171H76ZM192 175H193V174H192ZM76 177H77V175H76ZM190 177H191V176H190ZM262 179H263V178H262ZM201 180H202V179H201ZM192 183H193V182H192ZM262 184H263V183H262ZM197 187H198V186H197ZM255 217H256V215H255ZM255 223H256V222H255ZM259 232H260V231H259ZM252 233H253V232H252ZM254 234H255V233H254ZM263 234H264V233H263ZM251 235H253V234H251ZM248 236H249V235H248ZM253 236H254V235H253ZM253 236H252V237H253ZM252 237H251V239H252ZM255 237H256V235H255ZM257 237H258V239H259V238L262 239L263 236H262V237H261V236L259 237V235H257ZM248 238H249V237H248ZM255 239H256V238H255ZM255 239H253V240L255 241ZM256 241H258V240H256ZM258 242H259V241H258ZM261 242H262V241H261ZM257 244H258V243H257ZM259 244H260V243H259ZM253 245H254V243H253ZM263 245H264V244H263ZM8 246H9V245H8ZM8 246H7V247H8ZM9 247H10V246H9ZM255 247H256V246H255ZM10 248L13 250L12 245H11ZM256 248H257V247H256ZM263 249H264V248H263ZM9 251H11V250L9 249ZM254 251H255V250H254ZM258 251H259V250H258ZM2 252H3V251H2ZM6 252H8V249H7V251H4L3 253H6ZM11 252H12V251H11ZM11 252H10V253H11ZM255 252H256V251H255ZM259 252H260V251H259ZM13 253H14V252H13ZM4 255H5V254H2V253L0 254V263L6 262L5 259H7V258H5V256L9 255V253H8V254L6 253L5 256H4ZM10 255H12V254H10ZM14 255H15V254H13L12 256L14 257ZM254 255H255V253H254ZM257 255H259V254H257ZM257 255H256V257H257ZM262 255H263V254H262ZM253 258H254V257H253ZM9 261H11V260L9 259ZM12 261H13V259H12ZM261 261H262V260H261ZM6 263H7V262H6Z\"/></svg>",
  "mask_w": 264,
  "mask_h": 264
}]
</instances>
